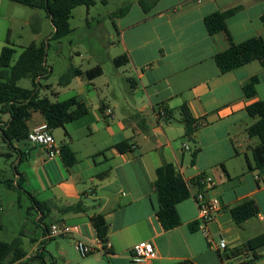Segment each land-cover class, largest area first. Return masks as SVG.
<instances>
[{"label": "crops", "instance_id": "crops-1", "mask_svg": "<svg viewBox=\"0 0 264 264\" xmlns=\"http://www.w3.org/2000/svg\"><path fill=\"white\" fill-rule=\"evenodd\" d=\"M139 1L126 3L130 8L124 14H112L118 44L110 48L117 46L119 51L110 60L117 79L104 77V71L92 81L77 77L67 86L47 89L56 101L78 97L88 107L85 116L52 130L60 151L63 144L70 146L75 164L67 166L61 152L50 158L40 146L14 142L11 148L4 142L0 173L10 168L25 191L50 203V223L80 227L78 234L61 238L69 245L97 244L91 218L105 217L112 252L89 255L87 264H264V240L254 243L264 236V169L254 168L252 149L259 140L247 133L257 120L247 107L264 100V67L254 61L222 73L215 56L229 49L230 38L224 31L210 34L205 25L207 16L241 7L227 20L233 41L264 38V0H159L148 13ZM13 4L0 0V54L8 36L12 41L16 18L31 26L32 16L17 17ZM124 55L129 63L117 67L114 60ZM255 76L256 94L248 97L244 87ZM184 105L194 118L208 120L193 140L186 137L181 121ZM107 109L113 114L107 115ZM0 119L4 123L9 116L0 114ZM45 122L34 112L29 129ZM122 142L130 148L120 149ZM165 163L178 167L191 191L190 198L177 205L181 225L168 231L157 218L155 187L157 169ZM202 175L212 177V184L199 185ZM199 192L223 204L209 238L199 229L193 196ZM246 199L255 200L259 213L238 225L231 209ZM78 203L85 212L62 213ZM37 213L40 221L42 213ZM221 239L227 241V249H220ZM141 241L154 244L155 259L134 258L132 249ZM31 251L22 262L32 259ZM64 260L71 262L66 256Z\"/></svg>", "mask_w": 264, "mask_h": 264}, {"label": "trees", "instance_id": "trees-1", "mask_svg": "<svg viewBox=\"0 0 264 264\" xmlns=\"http://www.w3.org/2000/svg\"><path fill=\"white\" fill-rule=\"evenodd\" d=\"M14 3L22 4L34 9H42L50 18L54 32L50 40H61L70 35L73 29L70 26L72 11L78 6L90 8L95 6L99 1L106 3V0H10ZM159 0H140L139 3L144 12H150ZM129 5L123 7L118 13L124 14L129 11ZM241 7H237L225 12H217L205 18V25L210 34L221 31L227 32L231 45L229 49L218 53L215 61L222 73L231 72L251 62L257 61L264 67V38L252 37L241 43H235L230 36L227 27V20L239 12ZM264 22V17L262 18ZM38 33L39 29H35ZM49 44V43H48ZM15 45L8 36L7 43L0 54V114L8 115L9 119L0 123V155L2 143L13 148L14 142L28 143L29 121L34 112H40L49 127L54 130L64 127L66 124L78 120L88 113L87 105L78 97H73L65 101H52L48 96L41 95V89L51 88L49 85L44 86L40 83L42 78H49L53 69L48 66L46 61L47 43L38 44L32 42L24 47L17 54ZM129 63L127 56H119L114 60L117 67ZM103 74L101 66H97L88 71L81 68L70 67L69 70L61 77L60 86H67L74 78L83 77L92 81ZM23 79H31L33 88H23L19 82ZM259 82L257 76L252 77L245 85L244 90L248 97L256 94V86ZM181 121L185 126L186 137L193 140L196 133L208 125L207 119L194 118L187 106L181 107ZM250 117L257 119L247 128L250 138H257L259 144L252 149V156L255 170L264 169V100L253 103L247 107ZM167 116V111H164ZM1 122V119H0ZM122 150L130 148L127 142H122L118 146ZM198 150L192 154L193 161L197 156ZM61 154L67 166L75 164L76 159L74 152L69 145L61 146ZM0 182H4L1 181ZM8 187L17 186L20 189L22 184L20 180L12 183L5 181ZM158 209L157 218L164 230H172L181 225L182 221L179 216L177 205L191 196L188 183L183 174L173 163H165L157 169V180L155 183ZM27 192V191H25ZM28 193V192H27ZM34 208L42 213L43 222L45 218L50 217L52 206L48 202L39 201L33 194L28 193ZM86 208L82 203L68 206L62 209V213H82ZM259 213V207L255 200L246 199L231 209V215L234 221L241 225L247 220L254 218ZM92 224L97 232L98 238L102 242L108 240L109 225L102 214H94L91 218ZM57 223V222H56ZM51 224V223H49ZM45 223V230L49 226ZM264 240V236L258 238L254 243ZM43 252V251H42ZM27 253L22 248V242L19 238L12 242L0 241V264H27L22 262Z\"/></svg>", "mask_w": 264, "mask_h": 264}, {"label": "rangeland", "instance_id": "rangeland-1", "mask_svg": "<svg viewBox=\"0 0 264 264\" xmlns=\"http://www.w3.org/2000/svg\"><path fill=\"white\" fill-rule=\"evenodd\" d=\"M129 2H135V0H106V3L99 1L90 8L86 6L76 7L72 11L70 19L73 32L59 41H49L54 32V26L44 10L13 2L17 17L27 18L29 15L32 16L30 18L31 26L24 25L17 18L16 23H14L15 32L12 42L15 43L13 44L18 51L14 63L24 47L32 42L38 44L46 42V61L53 71L49 78L41 79L40 83L42 85H51L56 89L60 88L61 77L70 67L88 71L101 66L103 73L105 71L104 77L117 79L118 77L114 74V65L110 60L119 51L117 46L110 48L112 44H118V35L112 14H118ZM35 28L40 30L39 36L35 34L36 32L34 33L33 29ZM124 71V74L130 75L126 69ZM83 79L86 82L89 81L86 78ZM121 83L123 84V82ZM19 85L23 88H33L31 79H23L19 82ZM41 95L49 96L52 101H56L52 91L46 88L41 89ZM57 140L59 139L57 138ZM0 161L2 162L1 166H4L5 160L0 158ZM0 179L4 182L14 183L15 175L9 168L6 173H0ZM4 182L0 184V241L12 242L19 238L25 252H30L36 246V249L31 251L33 256L32 259L27 261V264H67L64 256L71 261L68 264H85V261L87 264V260L92 256L82 257L74 246L69 245V240L59 238L42 241L45 228L42 221L38 219L37 210L34 208L30 196L24 189L17 186L10 188ZM52 218L53 216L45 218L43 222L49 224L53 220ZM62 240L66 243L60 245ZM64 249H66V255L62 253Z\"/></svg>", "mask_w": 264, "mask_h": 264}, {"label": "built area", "instance_id": "built-area-1", "mask_svg": "<svg viewBox=\"0 0 264 264\" xmlns=\"http://www.w3.org/2000/svg\"><path fill=\"white\" fill-rule=\"evenodd\" d=\"M107 115H112L111 109L106 110ZM163 114V112H162ZM28 143L37 145L45 149L50 158H54L60 154V149L56 145L52 129L47 122L33 128L28 134ZM184 149L188 150V145H183ZM213 182L212 177L200 176L197 183L201 186L211 185ZM199 211V229L206 237L211 236L210 226L216 221L218 215L223 209V204L220 198L208 196L205 192H199L193 195ZM80 227L78 225H70L67 223H51L44 233L42 241H49L53 239L70 237L73 234H78ZM76 250L82 257L93 254H110L112 252V244L109 240L106 242L98 241L97 244H87L82 241L76 243ZM220 249H227V241L221 239L219 243ZM41 252L40 250H38ZM37 254V253H35ZM132 254L138 261H148L157 257V251L152 242L141 241L134 245ZM19 264V263H15ZM230 264H240L237 261Z\"/></svg>", "mask_w": 264, "mask_h": 264}]
</instances>
